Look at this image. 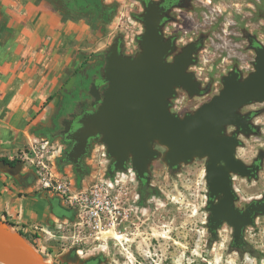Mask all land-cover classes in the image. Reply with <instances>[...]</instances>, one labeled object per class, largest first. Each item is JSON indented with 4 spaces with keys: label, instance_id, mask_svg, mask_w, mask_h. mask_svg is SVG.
Wrapping results in <instances>:
<instances>
[{
    "label": "water",
    "instance_id": "obj_1",
    "mask_svg": "<svg viewBox=\"0 0 264 264\" xmlns=\"http://www.w3.org/2000/svg\"><path fill=\"white\" fill-rule=\"evenodd\" d=\"M139 17L144 26L137 36L139 51L124 54L120 38L108 47L102 68L106 87L102 91L94 88L98 105L77 120L79 126L71 137L76 143L65 157L75 163L88 139L97 136L113 160L109 175L125 171L130 162L141 180H148L149 165L158 157L172 171L194 158H205L207 195L222 194L217 204L207 203L211 237L215 239L226 222L238 244L242 228L252 225L257 213L264 215V202H251L243 211L234 206L231 174L253 177L258 166L248 167L236 156L241 140L236 132L227 134L226 127L235 126L249 135V114L243 115L240 109L264 102V47L255 49L252 71L243 77L235 70L223 75L217 94L181 116L170 110L177 89L188 96L203 93L200 82L188 70L195 63L194 43L182 47L169 61L175 44L161 33L157 8L149 5ZM156 146L164 147V152ZM16 166L20 169L22 163ZM48 260L29 239L0 220V264H55Z\"/></svg>",
    "mask_w": 264,
    "mask_h": 264
},
{
    "label": "rangeland",
    "instance_id": "obj_2",
    "mask_svg": "<svg viewBox=\"0 0 264 264\" xmlns=\"http://www.w3.org/2000/svg\"><path fill=\"white\" fill-rule=\"evenodd\" d=\"M196 3V10L178 11L181 18L171 26V31L179 33L180 44L193 38L197 32L205 35L198 62L192 67L202 84L203 93L188 96L185 91L177 90L178 94L171 104L176 105L175 109L181 116L217 94L222 87L221 77L232 66H241L246 75L253 70L254 54L248 48L244 32L263 34L264 27V0H196ZM110 8L107 25L102 27V33L110 37L108 46L118 37H124V53L135 54L139 51L137 36L143 32L137 18L139 4L136 0H111ZM189 30L194 33L190 34ZM243 107L251 108L258 114L255 120L260 127V131L253 135L240 136L243 143L237 148L236 156L243 162H249L259 150L264 151V102H253ZM55 145L59 149L54 156L57 160L62 145L59 142ZM156 148L161 153L165 150L161 146ZM96 150L101 152L106 149L100 142L93 147L88 160L92 174L88 180L101 173L93 156ZM205 161V158H194L172 171L161 157L153 160L149 165V174L158 194L150 196L142 206L135 205L129 220L114 224L109 229L120 233L122 240L102 233L99 242L81 247L79 258L99 254L102 257L99 264H264V221L260 218L249 225L245 233L249 252L240 253L229 247L231 234L226 225L218 230L215 239L211 237L205 208ZM24 165L31 169L29 164ZM234 188L240 206L250 198L264 194V158L257 177H236ZM49 196L58 220L73 218L71 208L61 203V199L54 194ZM41 237L46 244L54 246L55 242L45 240L43 235ZM30 238L38 249L34 237ZM58 248L57 245L51 248L52 254L47 255L50 250L44 253L55 264L60 263L57 254L62 250Z\"/></svg>",
    "mask_w": 264,
    "mask_h": 264
},
{
    "label": "crops",
    "instance_id": "obj_3",
    "mask_svg": "<svg viewBox=\"0 0 264 264\" xmlns=\"http://www.w3.org/2000/svg\"><path fill=\"white\" fill-rule=\"evenodd\" d=\"M106 25L97 11L61 0H0V218L34 237L42 253L51 246L41 229L58 216L19 157L35 137L58 142L48 131L66 80L101 67Z\"/></svg>",
    "mask_w": 264,
    "mask_h": 264
},
{
    "label": "flooded vegetation",
    "instance_id": "obj_4",
    "mask_svg": "<svg viewBox=\"0 0 264 264\" xmlns=\"http://www.w3.org/2000/svg\"><path fill=\"white\" fill-rule=\"evenodd\" d=\"M61 1H63L64 4H71L80 9H92L94 11H97L98 13L101 14V19L103 23H107L106 17L107 15L110 14L111 0H61ZM136 2L140 6V11L137 15V18L139 19L141 24L142 21L140 20L139 15L144 13L145 8L148 7L149 5L157 8L158 13L160 15V22H159L160 31L165 38H169V37L172 38L175 44V49L173 50L172 54L168 56L167 60L169 61L172 60L173 56L179 53L182 47L186 46L189 43H194L196 50L193 53V59L195 60V63L189 65L188 70L193 72L196 77V73L192 67H194V65H196L198 62L199 53L202 50L205 41V35L202 34L201 32H197L193 38H189L188 41L180 44L178 38L179 33L174 32L173 30L171 31L172 29L171 26L173 25V22L181 18L180 14H178V11L193 10V9L196 10V6H197L196 0H136ZM81 4L85 5V7L81 8L79 6ZM96 4L99 6V8L92 7L93 5ZM142 28L144 30L143 24H142ZM188 32L190 34L194 33L191 30H189ZM241 34L243 35V32ZM244 35H245V39L247 40L249 50L254 54L253 55V64H254L256 58L255 49L264 47V27H263V34H258L257 32L251 33L247 31L244 32ZM118 38H120L121 40L122 52L124 53L123 51L124 37H118ZM108 47L104 52V56L106 54ZM103 64L101 65V67L103 66ZM101 67L93 71H90L89 73L87 72L85 74L83 73L78 74L76 71L75 74L77 77L73 76L72 78L66 80V85L68 86L69 90L66 93H64L63 102L61 105L62 109L60 113L54 117L53 125L48 131V135L53 139L57 138L58 142L62 145L61 155L55 161V166L57 169H59L62 172L65 178L69 181L71 188L76 190L84 189L85 187H89V186L100 187L101 184L100 183L101 174L99 173H96L95 179L88 180V178L92 174V166L88 160L90 159V155L93 147L95 146L96 143L99 142V137L93 136L88 139L86 146L82 149L81 152H79L78 156L76 157L75 163L68 161L65 157V152L69 151L76 143L71 137L73 132L79 126L77 124V120L80 118L82 114L92 112L98 105V103H95L94 88H98L99 91H102L106 87V83L102 80ZM241 69H242L241 66L234 65L228 70L227 74L231 70H235L239 72L241 77H243L246 74H244ZM200 86L201 88H203L201 82H200ZM177 94L178 91H176V95ZM240 112L243 115L249 114V122H250L249 135H253L259 132L260 127L258 126L257 121L255 120L258 114L254 112L251 108H245V107H242L240 109ZM240 131H241L240 129L232 125L226 127L227 134H233L234 132H236V136H238L239 139L240 136L243 135ZM242 143L243 142L241 140L238 147H241ZM107 157L108 159L105 165V173L103 175L104 177L110 176L108 173V169L113 161L112 158H110L109 156ZM263 158H264V151L259 150L257 155L249 162L244 161V163L248 167L252 166L253 168H255L258 166V170L255 173V176L253 177L249 176L246 178L252 179L257 177L258 172L262 167ZM28 171L29 174L31 175V178L35 179L33 171L31 169H29ZM115 172L111 176H113ZM236 177H241V176L234 173L231 174L233 187H234V179ZM233 192H234V206L240 209V211H243L247 207V205L251 202L254 201L264 202V194H261L258 197L250 198L246 204L240 206L237 204L238 194L235 188ZM207 193L208 191L206 192V205H205L206 209L208 202H210V204H217L219 199L222 198V194L210 198L208 197ZM156 194H158V191L151 182L150 174H148V180H141L136 177L134 182L132 181L130 183H123L119 191L117 211L115 212L113 218L117 221V223H124L125 221L130 219V215L133 214V208L135 205L137 207L142 206L150 196H154ZM207 211H208V215H207V219H208L210 212L208 209ZM257 218H260L261 221H264V215L257 213L253 217V221H254L253 224L256 223ZM225 225L230 228L231 239H230L229 247L232 249H236L240 253L244 251L249 252L250 249L245 236V233L247 232V227H249V225L244 226L242 228L241 230L242 240L238 244H235L232 238L233 229L230 225H228L226 222H223L219 229L223 228ZM207 228H208V223H207ZM218 230H217V236H218ZM79 254L80 252H78L77 249L74 247L67 249L63 252H59L57 254V258L60 260L59 264H78V261H80L79 264H99L102 260V257L99 254L98 255L91 254L89 256H84L83 258H79L80 257Z\"/></svg>",
    "mask_w": 264,
    "mask_h": 264
},
{
    "label": "built area",
    "instance_id": "obj_5",
    "mask_svg": "<svg viewBox=\"0 0 264 264\" xmlns=\"http://www.w3.org/2000/svg\"><path fill=\"white\" fill-rule=\"evenodd\" d=\"M175 108L176 105L171 104L170 110L178 114ZM100 145L104 146L102 143ZM58 150L57 145L48 138L35 137L31 146L21 152L19 158L29 164L40 191L52 196L54 194L61 199V203L74 211L72 219L58 220L50 228L41 229L45 240L55 242L61 252L74 247L80 252L81 247L99 242V235L117 224L113 216L117 211L121 185L134 182L136 175L128 162L125 171H116L113 176L104 177L108 155L106 150H96L93 156L101 168V173L98 172L101 174L100 187L72 189L69 181L55 166L54 156Z\"/></svg>",
    "mask_w": 264,
    "mask_h": 264
},
{
    "label": "bare ground",
    "instance_id": "obj_6",
    "mask_svg": "<svg viewBox=\"0 0 264 264\" xmlns=\"http://www.w3.org/2000/svg\"><path fill=\"white\" fill-rule=\"evenodd\" d=\"M106 233L110 234L112 239H115V240H120V239L122 240L123 239V236L120 233L113 232V231H108ZM106 233H105V235H107ZM216 260H218V259H216ZM48 261H50V260H48ZM216 264H218V263L216 262Z\"/></svg>",
    "mask_w": 264,
    "mask_h": 264
},
{
    "label": "trees",
    "instance_id": "obj_7",
    "mask_svg": "<svg viewBox=\"0 0 264 264\" xmlns=\"http://www.w3.org/2000/svg\"><path fill=\"white\" fill-rule=\"evenodd\" d=\"M81 8L82 7H85V5H83V4H81V5H79ZM92 7H94V8H99V6L96 4V5H93ZM103 64V63H102ZM6 161H8L7 159H5ZM15 162V160H13V161H10V163L11 164H13ZM0 220H1V218H0ZM10 224V223H9ZM11 225V224H10ZM18 232L19 233H21V235H23V236H25L27 239H29V237H27V235L26 234H24L21 230H18ZM30 241H32V240H30ZM32 244H33V242H31ZM34 245V244H33ZM44 255V257H45V254H43Z\"/></svg>",
    "mask_w": 264,
    "mask_h": 264
}]
</instances>
